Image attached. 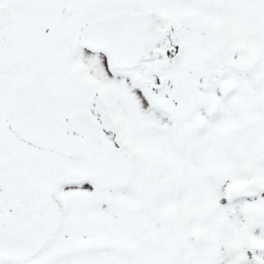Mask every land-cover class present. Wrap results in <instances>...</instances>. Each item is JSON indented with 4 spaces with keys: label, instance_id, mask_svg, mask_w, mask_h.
<instances>
[{
    "label": "snow or ice",
    "instance_id": "snow-or-ice-1",
    "mask_svg": "<svg viewBox=\"0 0 264 264\" xmlns=\"http://www.w3.org/2000/svg\"><path fill=\"white\" fill-rule=\"evenodd\" d=\"M0 264H264V0H0Z\"/></svg>",
    "mask_w": 264,
    "mask_h": 264
}]
</instances>
